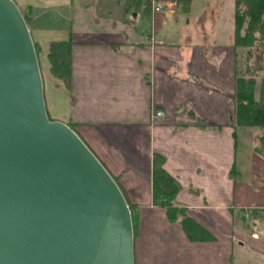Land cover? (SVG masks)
<instances>
[{"label":"crops","instance_id":"1","mask_svg":"<svg viewBox=\"0 0 264 264\" xmlns=\"http://www.w3.org/2000/svg\"><path fill=\"white\" fill-rule=\"evenodd\" d=\"M12 1L40 49L48 117L77 134L133 208L134 264H264V157L253 147L249 174L237 169V131L251 127L234 124L236 78L251 74L248 48L234 46V0H152L134 14L127 0ZM178 2L186 17L165 29L163 10ZM67 41L69 89L47 59ZM154 155L180 186L174 205L212 239L191 241L153 203Z\"/></svg>","mask_w":264,"mask_h":264},{"label":"water","instance_id":"2","mask_svg":"<svg viewBox=\"0 0 264 264\" xmlns=\"http://www.w3.org/2000/svg\"><path fill=\"white\" fill-rule=\"evenodd\" d=\"M133 247L119 186L48 118L28 26L0 0V264H134Z\"/></svg>","mask_w":264,"mask_h":264},{"label":"trees","instance_id":"3","mask_svg":"<svg viewBox=\"0 0 264 264\" xmlns=\"http://www.w3.org/2000/svg\"><path fill=\"white\" fill-rule=\"evenodd\" d=\"M151 3L152 0H127L125 9L133 7L147 11ZM19 10L28 26V11L20 8ZM256 43L264 49V0H234V46L249 49ZM71 45L70 41L52 42L47 54L50 74L61 80L67 89L71 85ZM34 48L38 58L40 49L35 43ZM259 70L260 67L254 68V71ZM251 75L248 78L243 76L236 78L234 124L236 127L264 128V80L259 97L256 99V81ZM162 165L163 159L154 155L152 160L153 203L165 209L166 217L170 222H179L191 241L212 239L204 229L186 217L184 208L174 205V198L180 186L164 171ZM128 207L131 212L133 236H135L136 218L133 208L129 205Z\"/></svg>","mask_w":264,"mask_h":264},{"label":"rangeland","instance_id":"4","mask_svg":"<svg viewBox=\"0 0 264 264\" xmlns=\"http://www.w3.org/2000/svg\"><path fill=\"white\" fill-rule=\"evenodd\" d=\"M194 1V0H193ZM198 1V0H196ZM224 4L228 7V5H230V2L233 3V0H223ZM210 5H215L217 0H211L209 1ZM127 3V1H126ZM154 4V3H152ZM151 4V5H152ZM126 6V4H125ZM174 11L175 13H171L168 9L163 10V14L165 16L166 22L170 21H175V18L178 19V21L180 20L181 23H183L184 21V17L185 14L187 12H185L183 10L182 7V3H175L174 4ZM133 11L135 9L133 7L130 8ZM140 10L143 11V9L141 8ZM198 11L197 7H195V5H193V7L191 8V14L196 17L198 16ZM143 14V13H142ZM142 18H145V16H142ZM169 19V20H168ZM179 22V23H180ZM167 28L171 27L170 22L167 23ZM141 25V24H138ZM262 51H264L263 48L260 47L259 43H256L254 46H252L251 48H249L248 50H244L243 52V64H247V67L249 69V73L252 74L254 68L256 69L257 67H260V63L263 64L264 62V54H262ZM261 59V61H260ZM39 62V61H38ZM44 62H39V67L40 70L44 73ZM264 66V64L262 65ZM45 74V73H44ZM254 74V73H253ZM264 74H260V71L257 73H255V81H256V88H255V96L256 99H258L259 97V91H260V77H262ZM41 76L42 73H41ZM42 82H43V78H42ZM44 84V83H43ZM255 128V129H253ZM247 128H239L238 129V133H237V145H238V149H237V169L241 170V163L243 164V169H244V176L247 175V173L249 174V169H251V162H249L247 160L248 156L251 155V149L254 147V153L256 154L255 158L256 160H260V156L264 157V128H256V127H251L250 128V132L249 135H245ZM246 156V163L244 164V157ZM250 163V164H249ZM249 164V166L247 165ZM260 178V177H259Z\"/></svg>","mask_w":264,"mask_h":264},{"label":"built area","instance_id":"5","mask_svg":"<svg viewBox=\"0 0 264 264\" xmlns=\"http://www.w3.org/2000/svg\"><path fill=\"white\" fill-rule=\"evenodd\" d=\"M155 10L156 11H159L160 10V7H156ZM158 115H160V113H158Z\"/></svg>","mask_w":264,"mask_h":264}]
</instances>
